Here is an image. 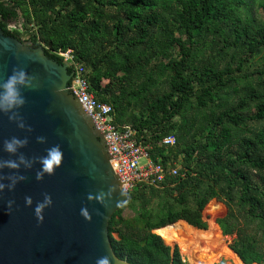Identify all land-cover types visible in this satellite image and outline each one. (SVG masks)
I'll return each mask as SVG.
<instances>
[{
    "label": "trees",
    "instance_id": "obj_1",
    "mask_svg": "<svg viewBox=\"0 0 264 264\" xmlns=\"http://www.w3.org/2000/svg\"><path fill=\"white\" fill-rule=\"evenodd\" d=\"M241 5L243 0H0V29L20 39L27 35L54 61L63 59L53 51L72 50L88 70L91 92L113 108L116 125L132 127L151 146L155 163L167 167L172 156L183 155L180 176H168L158 188L137 187L112 217L109 236L120 260L186 264L180 248L158 232L180 221L208 230L204 211L217 200L227 208L216 223L232 238L230 249L243 264H264V127L240 134L264 123V84L244 85V98L205 115L204 143L176 153L173 148L186 144L185 127L174 120L194 99L199 110H210L219 92L241 83L254 60L261 67L251 75L264 76V22L240 17ZM259 6L264 13V0ZM20 17L23 32L10 30L9 21ZM212 29L223 37V50L231 51L223 67L213 56L195 64L198 42ZM172 47L177 57L164 63ZM168 137L175 144L161 145ZM129 207L136 216L126 219Z\"/></svg>",
    "mask_w": 264,
    "mask_h": 264
},
{
    "label": "water",
    "instance_id": "obj_2",
    "mask_svg": "<svg viewBox=\"0 0 264 264\" xmlns=\"http://www.w3.org/2000/svg\"><path fill=\"white\" fill-rule=\"evenodd\" d=\"M16 68L27 71L31 86L23 89L26 103L16 110V119L0 112V159L19 161L23 155L32 164L0 170L5 184L9 176L25 177L0 192V264H99L104 258L109 264H130L115 255L109 236L110 221L130 194L112 168L101 132L71 91L74 72L42 47L0 29V82ZM12 136L28 140L16 154L3 151L4 140ZM52 145L63 150L62 164L38 180L39 157ZM46 194L53 203L41 222L35 204ZM9 200L14 201L11 210Z\"/></svg>",
    "mask_w": 264,
    "mask_h": 264
},
{
    "label": "rangeland",
    "instance_id": "obj_3",
    "mask_svg": "<svg viewBox=\"0 0 264 264\" xmlns=\"http://www.w3.org/2000/svg\"><path fill=\"white\" fill-rule=\"evenodd\" d=\"M243 1L244 5H241L238 9V14L240 15V17H252L253 20H256L257 24H261L262 22H264V13L262 8H260L259 6L260 0ZM23 25V20L20 17L9 22L8 28L10 30H18L20 32H23ZM21 39L25 42L30 41L27 35H22ZM198 43L199 49L196 55L195 64L201 66L200 61L204 60L206 62H209L213 59V57L217 58L216 60L218 61V63L222 64V67L225 63L231 61V51L229 49L223 50L224 44L226 43L224 42L223 37L220 34L216 33L214 29L206 33L203 36L202 40H199ZM39 46L44 49V46L42 44ZM177 52L178 50L176 47L170 48L168 50L169 56L168 58L164 59V63H167L171 57H177ZM219 55L220 59H218ZM159 59L160 57H158L157 60L159 61ZM260 62L261 60H254L253 62L247 63L248 66L246 68V71L241 75V83H239V85L233 86L231 89H226L222 92H219V98L216 99L214 105L212 104L210 110H199L194 99L188 110L185 111L182 116L174 120V122H176L177 124V128H179V126L185 127L186 141V144H176V146L173 147L175 153L178 151L182 152V150L185 148V145H191L196 142L204 143L206 141L205 135L202 133L201 129V122H203V120L205 119V115L209 116V114H211V111H217L218 108L221 109V107L225 103L237 102V100H239L240 98H244L246 96L244 85L250 87L256 86L257 88L258 84H264V76L259 77V75H251L252 72L261 67ZM164 86L165 85L160 84L161 88H164ZM236 86L238 88L237 92L234 91ZM263 127L264 123H252L245 129L243 128L242 130L244 132H241L240 134L244 136L247 132H256ZM170 162L173 163L167 164L168 166L173 165L180 171V169L182 168L181 166L183 162V155L177 154L176 157L172 156ZM144 163H146V160L142 159L141 164ZM226 213V206L217 200H213L209 203L204 211V217L205 221L208 224V230L201 231L193 228L186 222L180 221L174 224V226L171 225L173 227L167 229L163 233L161 232L162 229L159 230L158 233L164 238L167 245L171 247L178 246L180 248L181 254L186 261V264H215L222 260L225 262V264H241L239 262L240 259L238 258V256L230 249L232 238L224 236L221 229L216 223L217 219L224 217ZM123 216L126 219H131L136 216V211L133 207H129L124 211ZM181 226L188 227L193 231H200V234L205 235H203L198 241L186 235L181 236L180 240L174 239L172 237L173 230Z\"/></svg>",
    "mask_w": 264,
    "mask_h": 264
},
{
    "label": "built area",
    "instance_id": "obj_4",
    "mask_svg": "<svg viewBox=\"0 0 264 264\" xmlns=\"http://www.w3.org/2000/svg\"><path fill=\"white\" fill-rule=\"evenodd\" d=\"M53 53L68 63L74 72L71 91L101 132L111 156L112 168L125 191L130 193L142 185L158 188L168 176H180L177 167L173 165L164 167L161 163L153 161L150 156L151 146L142 141L135 129L115 124L113 108L99 102L91 92L88 70L76 61L72 50L59 49ZM174 144V137L165 138L161 143L166 146ZM142 159H145L146 163L141 164Z\"/></svg>",
    "mask_w": 264,
    "mask_h": 264
},
{
    "label": "clouds",
    "instance_id": "obj_5",
    "mask_svg": "<svg viewBox=\"0 0 264 264\" xmlns=\"http://www.w3.org/2000/svg\"><path fill=\"white\" fill-rule=\"evenodd\" d=\"M31 86V80L29 74L23 68H16L8 76L6 80L0 82V112L4 114L12 113L9 116L10 119H16V110L22 108L26 103V97L23 94V89ZM24 123L21 121L20 127H24ZM41 141H44L45 137H38ZM28 143L27 138H20L12 136L7 138L3 142V151L9 154H16L19 150ZM63 160V150L59 145H52L47 149L46 155L39 157L40 170L36 174L38 180H43L45 174L52 175L56 169L61 166ZM21 164L31 167L32 162L26 157L21 155L19 161L14 159H0V170L5 168L19 169ZM22 175L16 177L15 175L9 176V183L5 184L3 179L0 178V192L4 191L5 188H15L18 179H24ZM25 202L28 206L33 205V198L31 196L25 197ZM9 210H11L14 201L9 200ZM53 203L51 194H46L42 201L35 204V214L39 221L44 220V211ZM82 213L87 216L88 210L86 208L81 210ZM99 264H109L108 259H102Z\"/></svg>",
    "mask_w": 264,
    "mask_h": 264
},
{
    "label": "bare ground",
    "instance_id": "obj_6",
    "mask_svg": "<svg viewBox=\"0 0 264 264\" xmlns=\"http://www.w3.org/2000/svg\"><path fill=\"white\" fill-rule=\"evenodd\" d=\"M181 224V223H180ZM179 224V225H180ZM199 231H193V230H191L190 228H188V227H184V226H181V227H177V228H175L174 230H173V232H172V237L174 238V239H181V236H188V237H192L193 239H195V240H199V239H201V237L203 236V235H205V234H200V232L198 233ZM213 233V232H212ZM200 234V235H199ZM214 234V233H213ZM212 234V235H213ZM207 236V235H206ZM209 236V235H208ZM214 240V239H213ZM215 241V240H214ZM196 242V241H195ZM198 243V242H197ZM211 243V242H210ZM239 258V257H238ZM238 260V259H237ZM241 264H243L242 262H241V260L239 261Z\"/></svg>",
    "mask_w": 264,
    "mask_h": 264
},
{
    "label": "flooded vegetation",
    "instance_id": "obj_7",
    "mask_svg": "<svg viewBox=\"0 0 264 264\" xmlns=\"http://www.w3.org/2000/svg\"><path fill=\"white\" fill-rule=\"evenodd\" d=\"M12 20H15V19H12ZM12 20H10L9 22H11Z\"/></svg>",
    "mask_w": 264,
    "mask_h": 264
},
{
    "label": "crops",
    "instance_id": "obj_8",
    "mask_svg": "<svg viewBox=\"0 0 264 264\" xmlns=\"http://www.w3.org/2000/svg\"><path fill=\"white\" fill-rule=\"evenodd\" d=\"M200 232V231H199ZM202 233V232H201ZM242 262V261H241ZM243 263V262H242Z\"/></svg>",
    "mask_w": 264,
    "mask_h": 264
}]
</instances>
